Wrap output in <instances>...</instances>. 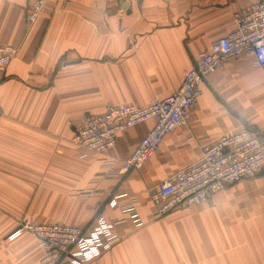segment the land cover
Here are the masks:
<instances>
[{"label":"crops","instance_id":"1","mask_svg":"<svg viewBox=\"0 0 264 264\" xmlns=\"http://www.w3.org/2000/svg\"><path fill=\"white\" fill-rule=\"evenodd\" d=\"M33 1L0 0V45L18 48L0 77V264H38L32 235L8 239L22 222L89 229L97 217L119 239L87 264H264V175L161 218L146 197L222 134L246 128L264 145V74L249 60L207 77L187 125L140 170L102 179L105 162L126 159L152 120L118 134L108 155L81 157L71 142L87 115L175 92L249 0H47L28 27Z\"/></svg>","mask_w":264,"mask_h":264},{"label":"built area","instance_id":"2","mask_svg":"<svg viewBox=\"0 0 264 264\" xmlns=\"http://www.w3.org/2000/svg\"><path fill=\"white\" fill-rule=\"evenodd\" d=\"M46 1L32 2L25 14L28 27L36 22ZM234 25L230 33L218 38L199 55L194 66L184 73L178 89L169 96L154 99L144 107L109 106L102 114L87 115L75 128L71 142L85 152L81 157L89 152L108 155L116 145L118 134L140 123L153 121L152 128L126 159L112 158L105 162L102 179L140 170L167 134L187 125L207 77L223 69L229 60H249L264 74V0H249L234 15ZM17 51L14 46L0 45V77ZM198 150L197 161L146 189V197L160 218L179 206L202 205L240 180L264 175V145L257 133L249 129L222 134L199 145ZM107 205L112 209L117 207L113 198ZM101 207L103 204H98L97 210ZM125 210L135 211L133 205ZM23 233L32 235L42 251L38 264H87L108 251L119 239L113 232V225L106 223L103 217H97L89 229L58 223L22 222L8 239L14 240Z\"/></svg>","mask_w":264,"mask_h":264}]
</instances>
